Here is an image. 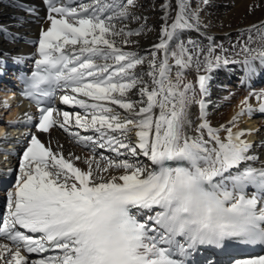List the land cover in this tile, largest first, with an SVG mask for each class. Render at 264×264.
Returning a JSON list of instances; mask_svg holds the SVG:
<instances>
[{
    "label": "snow or ice",
    "instance_id": "snow-or-ice-1",
    "mask_svg": "<svg viewBox=\"0 0 264 264\" xmlns=\"http://www.w3.org/2000/svg\"><path fill=\"white\" fill-rule=\"evenodd\" d=\"M45 3L23 92L37 106L23 114L36 131L25 134L18 170L7 171L0 264H190L200 246L264 249V162L254 166L257 145L245 139L254 130L237 127L264 113V90L218 127L205 99L214 70L239 64L242 84L264 74V21L230 45L236 60L210 36L207 46L180 39L209 26L201 13L211 0H161L159 42L141 56L126 50L147 27L125 23L143 19L136 0ZM261 7L255 0L248 10ZM192 68L195 82L186 79ZM57 93L73 111L53 106ZM54 127L80 154L42 142ZM228 264H264V254Z\"/></svg>",
    "mask_w": 264,
    "mask_h": 264
},
{
    "label": "bare ground",
    "instance_id": "bare-ground-1",
    "mask_svg": "<svg viewBox=\"0 0 264 264\" xmlns=\"http://www.w3.org/2000/svg\"><path fill=\"white\" fill-rule=\"evenodd\" d=\"M15 1L37 6V16L32 18L23 14L17 9ZM136 2L137 7L133 11L137 17H142L143 19L139 21H125V23L132 29H137L142 24H146L147 27L144 29L143 34L131 38L136 43L126 46V50L136 51L141 56H146L151 50L152 45L159 42L158 37L162 24L161 0H136ZM254 2L255 0H211V5L201 13L202 19L209 26L199 34L186 31L181 34L180 39L184 41L188 39L197 40L202 45L207 46L209 44L207 37L210 36L216 44H222L225 49H228L226 55L236 60H242L243 56H236L235 52L231 50L230 45L236 42L238 34L247 29L248 26L260 24V22L264 21V7L249 12V6ZM47 15L48 13L40 7L38 0H0V29H3V31H0V64L6 63L13 65L21 58L33 56L35 47L31 48L23 41L30 37L38 38L39 31L46 23ZM171 48H175L174 43L171 45ZM257 67H259L258 64ZM239 68L240 65L237 64L233 66L231 71L221 68L211 73L210 92L205 99L207 103V119L214 127L226 124L239 111L240 101L250 91L259 92L264 90V74L255 76L251 81H245L242 84V73L239 71ZM196 75L195 68L189 69L186 73V79L195 82ZM231 80L232 82L234 81L236 87H240L237 90L234 89L230 93H226L222 89L221 84L230 82ZM0 98V111L8 110L10 100L7 95L2 92ZM251 103L254 108L258 106L255 99H252ZM60 107L62 110H74L68 105L61 104ZM120 111L122 112L123 110ZM198 117L199 107L193 105L191 108V119L196 122ZM3 122L0 119V125ZM237 127L254 130L253 134L245 137V139L257 145V147L252 149V153L259 157V160L254 162V166L259 167L264 162V148L259 147L260 143L264 141V116L258 114L257 111L252 113L251 118L248 115L241 116ZM39 135L45 144L51 141L53 148L56 147V141H59L63 145L66 153L72 151L80 154L81 152L80 146L71 142L67 134L58 127L50 130V133H41ZM25 138L26 135H23L20 138H11L8 140L7 148H11L12 155L3 156L4 167H7V164L10 162L14 166V169L18 170L17 156L22 154L20 150L24 147L23 142ZM18 140L22 142V145H16ZM106 154L113 155L111 153ZM5 194L1 192L0 196H4ZM213 264H228V262H217Z\"/></svg>",
    "mask_w": 264,
    "mask_h": 264
},
{
    "label": "rangeland",
    "instance_id": "rangeland-1",
    "mask_svg": "<svg viewBox=\"0 0 264 264\" xmlns=\"http://www.w3.org/2000/svg\"><path fill=\"white\" fill-rule=\"evenodd\" d=\"M226 84V85H224ZM228 85V86H227ZM221 87L222 89L227 93H230V91L232 90H237L239 89L240 86H237L234 84V81L232 82V80L230 82H225V83H222L221 84ZM231 88V89H230ZM229 90V91H228ZM3 91H0V94L2 93ZM4 93V92H3ZM1 99V98H0ZM6 111H0V119H2L1 117H3L5 115ZM3 120V119H2Z\"/></svg>",
    "mask_w": 264,
    "mask_h": 264
}]
</instances>
